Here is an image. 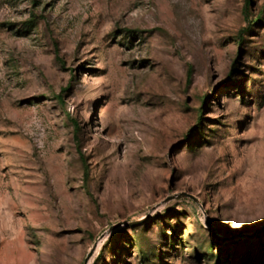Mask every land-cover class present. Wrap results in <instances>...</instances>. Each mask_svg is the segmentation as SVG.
<instances>
[{"label":"rangeland","instance_id":"obj_1","mask_svg":"<svg viewBox=\"0 0 264 264\" xmlns=\"http://www.w3.org/2000/svg\"><path fill=\"white\" fill-rule=\"evenodd\" d=\"M0 264H264V0H0Z\"/></svg>","mask_w":264,"mask_h":264},{"label":"water","instance_id":"obj_2","mask_svg":"<svg viewBox=\"0 0 264 264\" xmlns=\"http://www.w3.org/2000/svg\"><path fill=\"white\" fill-rule=\"evenodd\" d=\"M181 196H189V197H191V195H190V194H187V193H181ZM206 221H207L206 223H207V227L209 228V230H210V231H211L216 237H220V236L216 233L213 224L210 223L208 220H206ZM137 223H138V220H137V221L130 222V224H132V225L137 224ZM95 247H96V243L93 244L92 248L90 249V251H89L88 254H87V257H89V256L92 254V252L94 251Z\"/></svg>","mask_w":264,"mask_h":264}]
</instances>
